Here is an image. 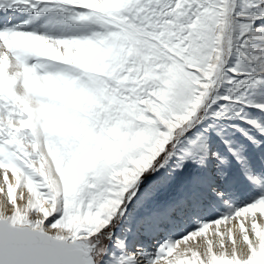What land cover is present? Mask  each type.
Instances as JSON below:
<instances>
[{"label":"snow or ice","instance_id":"obj_1","mask_svg":"<svg viewBox=\"0 0 264 264\" xmlns=\"http://www.w3.org/2000/svg\"><path fill=\"white\" fill-rule=\"evenodd\" d=\"M0 176V264H264V0H0Z\"/></svg>","mask_w":264,"mask_h":264},{"label":"rangeland","instance_id":"obj_2","mask_svg":"<svg viewBox=\"0 0 264 264\" xmlns=\"http://www.w3.org/2000/svg\"><path fill=\"white\" fill-rule=\"evenodd\" d=\"M244 195H247V194L245 193ZM4 198H5V194L0 193V202H2Z\"/></svg>","mask_w":264,"mask_h":264},{"label":"bare ground","instance_id":"obj_3","mask_svg":"<svg viewBox=\"0 0 264 264\" xmlns=\"http://www.w3.org/2000/svg\"><path fill=\"white\" fill-rule=\"evenodd\" d=\"M10 175V179H11V174H9ZM0 181H2V176H0ZM19 190H17V192H18Z\"/></svg>","mask_w":264,"mask_h":264}]
</instances>
